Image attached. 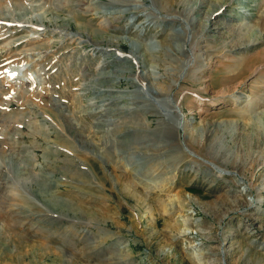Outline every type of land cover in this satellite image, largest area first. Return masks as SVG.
Segmentation results:
<instances>
[{
    "label": "rangeland",
    "instance_id": "obj_1",
    "mask_svg": "<svg viewBox=\"0 0 264 264\" xmlns=\"http://www.w3.org/2000/svg\"><path fill=\"white\" fill-rule=\"evenodd\" d=\"M195 253L264 264V0H0V264Z\"/></svg>",
    "mask_w": 264,
    "mask_h": 264
},
{
    "label": "bare ground",
    "instance_id": "obj_2",
    "mask_svg": "<svg viewBox=\"0 0 264 264\" xmlns=\"http://www.w3.org/2000/svg\"><path fill=\"white\" fill-rule=\"evenodd\" d=\"M220 5H218V7H219ZM218 7H217V9H218ZM210 13V12H209ZM212 14V13H211ZM232 29V28H231ZM243 29V28H242ZM253 31V30H252ZM238 35V34H237ZM259 39V38H258ZM252 43H254V41L252 40ZM245 44V43H244ZM255 44V43H254ZM190 52V51H189ZM170 87V86H169ZM168 90V89H167ZM170 103H172L173 104V100L172 101H169ZM175 112V111H174ZM218 170H220V169H218ZM18 171V170H17ZM222 172H224V173H226V170L225 171H223L222 170ZM228 172V171H227ZM19 175V174H18ZM190 200V199H189ZM184 206V205H183ZM190 206V205H189ZM188 210V207L186 208V209H184V211H187ZM185 213V212H184ZM181 222H183V225L184 226H186V222H187V220L185 219V218H182L181 219ZM181 232V231H180ZM188 233V229L186 228V227H184V229L182 230V234H187ZM221 254H224V252H221ZM56 257V256H55ZM194 257H195V259L198 261V263L199 264H201V263H204V262H200L201 261V256H200V254H198V253H195L194 254Z\"/></svg>",
    "mask_w": 264,
    "mask_h": 264
}]
</instances>
